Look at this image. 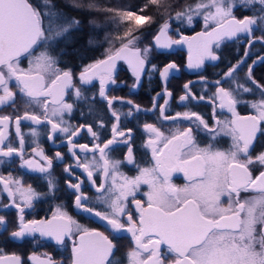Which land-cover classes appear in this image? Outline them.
<instances>
[{
	"label": "snow or ice",
	"instance_id": "1",
	"mask_svg": "<svg viewBox=\"0 0 264 264\" xmlns=\"http://www.w3.org/2000/svg\"><path fill=\"white\" fill-rule=\"evenodd\" d=\"M198 18L203 30L192 37L184 35L183 28ZM241 37L246 40L243 56L235 63L228 61L214 81L201 75L199 81L182 86L180 102L205 101L206 93L197 95L194 83L215 87L207 97L212 122L192 110L166 115L173 97L168 82L179 66L175 61L162 67L153 64V53L187 45L186 67L197 71L206 61L219 62L225 42ZM257 43L264 46V0H195L182 7L170 0H0V108L12 109L0 115V165L19 159L20 169L38 173L44 181L34 187L11 170L6 176L0 173V193L8 199L7 204L0 203V210L11 208L16 213L11 220L0 215V237L3 242L29 240L38 246L46 241L69 252L68 257L55 259L33 251L25 260L17 252L2 254L0 248V264H65L66 260L68 264H264V77L254 74L255 66L264 64V55H257L243 76L238 75ZM105 44L99 57L83 62L84 50L95 51ZM119 61L131 69L133 90L145 74L159 75L162 91L152 98V108L143 111L158 108L161 123L188 125L167 134L155 123L143 125L149 133L143 147L151 150V166L137 165L134 131L120 127L122 118L142 111L140 105L107 94L109 86L117 84ZM93 87L98 90L89 97ZM257 94L258 98L243 99ZM97 96L115 121L111 138L102 143L107 125L103 117L95 118ZM18 98L25 106L22 114ZM81 103L87 111L80 117L92 119L76 127L65 116L71 117ZM117 103L127 105L128 111H118ZM240 104L253 112L241 115ZM217 109L226 110L231 118L219 119ZM25 121L31 124L28 132L22 129ZM41 127H47V140L65 145L73 159L63 172L75 209L97 218L103 231L80 224L63 201L51 216L26 218L38 201L60 200L53 169L57 162L63 163L65 154L45 152L39 142ZM84 132L89 143H76ZM222 136L230 138L227 148L218 146ZM29 144L35 145L30 152ZM114 146L127 149L122 160L111 157ZM124 163L136 165L138 174L121 172ZM177 171L186 180L183 187L171 182ZM82 177L95 189L94 196L84 192ZM141 185L149 189L143 193L145 199H137ZM122 234H130L131 247L117 257Z\"/></svg>",
	"mask_w": 264,
	"mask_h": 264
},
{
	"label": "flooded vegetation",
	"instance_id": "2",
	"mask_svg": "<svg viewBox=\"0 0 264 264\" xmlns=\"http://www.w3.org/2000/svg\"><path fill=\"white\" fill-rule=\"evenodd\" d=\"M197 32L200 31H192V32H184V34L187 35H195ZM256 35H260V32L257 31ZM148 40H145L143 44H147ZM140 45V46H143ZM246 45V40L241 37L238 40L234 41H226L224 44V49L220 53L221 60L219 62H211L206 61L204 67L200 70L193 71L189 70L186 65L188 62V48H186L185 45L182 46H173L171 49L164 50L162 54L155 52L153 55L155 56V59L152 60L153 64H158L159 66H163L164 64L168 63L169 61H175L179 66V71L172 74L169 82H168V90L173 92V97L170 98L169 104L167 106L166 115H174L176 112H185L188 110L197 111L200 114L204 115L205 118L209 119L211 121V115H212V105L207 100L208 96H211L212 93L215 91V87L212 86L211 83L204 84V83H194L192 85L193 91L197 95H201L206 93V99L205 101L200 102H180L179 96L182 94V86L184 83H187L189 81H199V78L201 75H204L208 78L209 81H214L216 77V73L220 72L221 70H226V66L228 61H231L232 63H235L237 59L240 58V56H243V49ZM261 44L257 43L252 48V55L247 60V63L243 66V69L240 73H238L239 76H243L244 71L247 70V64H250L252 60L256 59L257 55H264V50H262ZM236 53H239V55H236ZM92 58V57H91ZM89 57L85 55V60L83 62L87 63ZM24 66L27 65V60L24 62ZM78 63V61L73 62ZM150 67V66H149ZM76 72H79V67L75 68ZM254 74L257 78L264 77V64H257L254 69ZM116 85H111L108 88L107 94L109 97L111 96H118L123 97L124 99H131L135 104L140 105L142 111L135 115L133 118H122L120 121V127L121 130H126L127 128H132L134 131V137H135V156L137 160V165L140 167H146L151 166V150L146 149L143 147V144L145 140L149 138V133H147L143 129V125L145 123H155L157 124V127H160L162 131H165L167 134L169 131L174 130L177 127L183 128L187 127L188 125L186 123L184 124H174L170 122H164L161 123L159 120V109L157 108L155 112H148L143 111L145 109H151L152 104V98L156 95L157 92L162 91L163 84L159 78L158 73H154L151 76L148 74H145L140 85L136 89H132L131 85L135 83V78L132 75L131 69L124 61H119L117 63V73H116ZM262 83H264V80H261ZM227 86V85H225ZM98 87L90 88L88 91V96L91 97L93 92H97ZM258 98L257 96L253 97L252 95H247L243 97V99H255ZM69 102H72L71 99H69ZM159 103L163 104L164 99H159ZM187 105V106H185ZM95 107L97 109V115L96 119L99 120L100 117L104 118V122L107 125V128L103 132V138L100 141V143L103 142L104 139L111 138V126L115 122L111 116L110 113L107 111V106L104 101L101 100L97 96L96 98V104ZM17 108L19 109L20 113L25 110L24 104L20 101V99H17ZM115 108L118 111L127 112L128 106L123 105L121 106L119 103L115 105ZM30 110V109H29ZM12 109L8 107L0 108V115L6 114L11 112ZM81 111H87V106L83 103H81L76 110L71 114V117L65 116V119H70V122L78 127L82 123H87L88 120H91L92 117H89L88 120L82 119L80 117ZM237 111L241 115H248L249 113L253 112L251 108H249L246 104H240L237 107ZM218 118L223 120L225 118H231L230 114L226 110L217 109ZM214 123V122H213ZM31 128V124L27 121L22 123V129L25 132H28ZM41 132L43 135L39 138L40 146L43 147L45 152L52 156L56 151H61L65 154V159L63 163L57 162L53 169V176L59 181V186L61 188V192L58 193L60 196V200L55 199H45L43 201H38L35 205V207L26 214L27 219H40L46 216H51L52 210L55 207V205L61 201H63L66 205V210L69 212V214L77 220L80 224L91 227V228H98L99 230L103 231L104 228L102 224L99 222L97 218L94 217H88L87 214H83L78 212L73 204L74 201V195H72L70 192L65 190L64 181L68 179V176L63 172V168L66 164H72L73 159L72 157L67 153V148L65 145L59 144L53 145L50 141L47 140V127H41ZM12 139L15 140V136H12ZM28 139H31L30 137ZM199 139L203 140L202 137ZM90 137L87 135L86 132L82 133L80 137L76 138V143H89ZM203 143H207L206 140H203ZM230 143V138L226 136H222L219 138V147L227 148ZM35 145L29 144L27 146V151H31V147H34ZM91 146V145H90ZM127 151L126 148L123 146H114V150L110 153L111 157L113 159L122 160L124 153ZM99 156V153H97V157ZM89 159H91V156H89ZM20 161L19 159H15L13 163H11L8 166L0 165V173L7 175L8 171H13V175L20 176L23 178L24 183H33L34 187L38 185H43L44 181L39 179L38 173H33L30 171H27L25 169L19 168ZM120 171L123 172L125 175L128 176H135L138 174L136 165H128L127 163H124L121 165ZM76 175H80V171L76 170ZM85 179V185H84V192L90 196L95 195V189L90 186V184L87 182L86 177H82ZM97 184L100 182L99 176H96ZM73 183H75V180H72ZM171 182L175 184L178 187H183L186 183V180L184 178V175L182 172H173L171 177ZM38 190L44 191V187H39ZM149 189L147 185H141L140 193L137 195V199H145L143 196L144 192H147ZM227 201H225L226 203ZM0 203L7 204L8 199L6 197V194L0 193ZM97 210H103V209H97ZM0 215H5L9 220L15 218V209H7V210H0ZM8 230H12V225L9 224ZM8 233L5 232L4 235L6 236ZM131 236L130 234H122L121 238L119 240V247L118 251L116 253L117 257H120L123 253H125L129 247H131ZM0 248H3L2 254H11L13 252H17L19 254H22L25 260H27V257L35 251L38 256H41L42 253H50L55 259H61L62 257L66 258L69 255V252H63L62 249L56 247L54 243H49L46 241H40L39 246L36 243H33L29 240H25L22 243H12V242H3V238L0 237ZM42 258V257H41ZM28 264H32V262H28ZM38 264V262H37ZM65 264H68V261H65Z\"/></svg>",
	"mask_w": 264,
	"mask_h": 264
},
{
	"label": "trees",
	"instance_id": "3",
	"mask_svg": "<svg viewBox=\"0 0 264 264\" xmlns=\"http://www.w3.org/2000/svg\"><path fill=\"white\" fill-rule=\"evenodd\" d=\"M58 3L62 2V0H57ZM171 3H174V4H177L179 7H182L183 5L185 4H189V3H195V0H170ZM177 9H173V11H175ZM176 25L173 24V28H175ZM203 22L201 19H197L196 21H194L193 25L190 26V27H184L183 28V32H192V31H202L203 30ZM106 31H111L110 29L109 30H106ZM154 29H153V33H154ZM104 32L100 33V37L99 39L100 40H103V36H104ZM115 34V33H113ZM151 37L148 38V40H150ZM85 40H86V37H85ZM108 45L105 44L104 47L102 48H99L95 51H89V50H84V56L86 55L87 57H89V59L92 57V58H96V57H99L102 52L104 51V48H106ZM78 61V60H76ZM76 61H73V62H76Z\"/></svg>",
	"mask_w": 264,
	"mask_h": 264
},
{
	"label": "water",
	"instance_id": "4",
	"mask_svg": "<svg viewBox=\"0 0 264 264\" xmlns=\"http://www.w3.org/2000/svg\"><path fill=\"white\" fill-rule=\"evenodd\" d=\"M184 35L192 37V36H195L196 34L195 35H187V34H184ZM185 46H186V48H188L187 45H185Z\"/></svg>",
	"mask_w": 264,
	"mask_h": 264
},
{
	"label": "rangeland",
	"instance_id": "5",
	"mask_svg": "<svg viewBox=\"0 0 264 264\" xmlns=\"http://www.w3.org/2000/svg\"><path fill=\"white\" fill-rule=\"evenodd\" d=\"M171 34V33H170ZM173 35V38L175 39V38H177L174 34H172Z\"/></svg>",
	"mask_w": 264,
	"mask_h": 264
}]
</instances>
